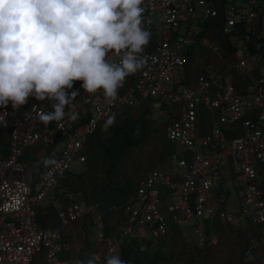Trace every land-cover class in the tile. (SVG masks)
<instances>
[{"label":"built area","instance_id":"2783aa9c","mask_svg":"<svg viewBox=\"0 0 264 264\" xmlns=\"http://www.w3.org/2000/svg\"><path fill=\"white\" fill-rule=\"evenodd\" d=\"M142 7L143 27L151 33L146 62L133 80L126 78L114 103L75 81L68 90H77L74 107H66L60 122L40 121L39 113L52 107L47 100L30 97L18 109L11 102L0 107V133L8 136L5 155L0 150V264H77L62 257L70 251L62 230L84 219L100 225L113 213L121 215L115 230L106 235L99 227L93 235L99 248L87 254L95 255L97 264L130 241H157L173 228L194 236L199 248L215 246L206 236L207 225L243 221L258 230V244L248 245L242 262L259 248V264H264V0H224L219 33L230 47V62L218 40L200 37L220 16L214 0H144ZM192 45H203L212 59L188 84ZM108 55L118 62L114 53ZM145 104L159 115L169 112L165 138L181 151L162 168L147 170L123 206L100 212L59 189L72 163L86 164V142L109 116ZM202 112L208 131L201 128ZM35 147L39 151L30 159L40 168L31 170L26 151ZM44 160L56 164L46 167ZM223 182L232 187H222ZM56 194L65 200L54 204L58 225L42 228L37 211Z\"/></svg>","mask_w":264,"mask_h":264},{"label":"clouds","instance_id":"9594fccd","mask_svg":"<svg viewBox=\"0 0 264 264\" xmlns=\"http://www.w3.org/2000/svg\"><path fill=\"white\" fill-rule=\"evenodd\" d=\"M144 0H0V107L18 109L34 97L49 101L39 113L47 125L72 109L75 81L108 104L126 78L141 70L151 33L143 27ZM114 53L118 62L109 57ZM71 118L76 119L73 113ZM109 116L102 126L114 124ZM55 165V160H44ZM77 264H97L95 255ZM104 264H127L109 253Z\"/></svg>","mask_w":264,"mask_h":264},{"label":"rangeland","instance_id":"374dc122","mask_svg":"<svg viewBox=\"0 0 264 264\" xmlns=\"http://www.w3.org/2000/svg\"><path fill=\"white\" fill-rule=\"evenodd\" d=\"M261 36L264 37V30L261 31ZM203 38L211 40V37L209 36ZM211 59L210 51L203 45H198L194 49L191 70L195 77L202 73V68L208 65L211 62ZM52 110L51 107L50 111ZM139 113L140 111H135V117H138ZM168 114L169 112H166L164 115H159L155 112L150 113L148 116V139L140 146L128 149L125 158L118 167V174L116 176H109L114 183H121L123 185L127 182L131 184L133 190L132 194L146 171L156 168V164H162V162H159L161 152L160 143H162L163 138L165 137L164 127L168 121ZM201 120V128L204 130L207 126L208 131L209 125L207 122V114L202 112ZM104 134L105 132L103 135ZM135 134H137V131H135ZM2 136L6 135L2 134ZM172 146L175 148V151H181L177 146ZM38 151L39 150L36 147L30 148L26 151V155L31 156ZM106 169L107 163L103 159L94 161H89L87 159L85 165L72 163L69 168L68 176L62 181L63 183H66V186H62L60 189H64L69 193L74 201L83 200L92 202V193L99 191L101 186H104L107 182L108 176L106 174ZM226 187L231 188L232 185L228 183ZM132 194L130 196H132ZM60 197V195L56 196L58 199ZM229 199H232V194ZM41 211L43 212V210ZM120 220L121 215L118 213L105 214L104 222L102 221L100 225L95 224L90 219H84L70 227L64 228L63 230H69L70 236L73 239L72 244L76 249L78 248V250H81L85 244L87 235L90 237L93 236L99 227H102L104 230L107 228V233L111 234ZM211 225L212 227L209 229L208 235L216 240L217 243L215 246L207 244L204 249L199 248L194 236L189 234L186 238L180 234L171 240H168L167 238L157 240L149 249L148 255L151 256L156 250L160 249L163 251V257H165L164 262L169 261L171 264H178V262L183 259V261L190 260L187 255L184 257L182 256V253H178L180 250H183L181 249L183 248L182 246H193V253H196L193 254V264H238L242 260H240V255L243 254L248 245L252 241L258 244V231H256V228V230L253 229L247 222L243 221L231 225L230 227H221L218 224L212 223ZM208 227L210 226L208 225ZM205 249L210 250V252H207V250L205 251ZM260 252L261 250L258 248L255 253V264H259L258 258L261 255ZM73 253H75V251ZM65 256L66 255L62 257L65 258Z\"/></svg>","mask_w":264,"mask_h":264},{"label":"trees","instance_id":"16d2710c","mask_svg":"<svg viewBox=\"0 0 264 264\" xmlns=\"http://www.w3.org/2000/svg\"><path fill=\"white\" fill-rule=\"evenodd\" d=\"M217 3V9L219 10L220 16L212 21L210 26L206 27L207 30L203 32L200 37L209 36L211 40H218L223 52L226 62L231 60V51L230 47L227 44L226 40L220 36L219 28L222 25L221 13L224 4V0H214ZM216 26V29H215ZM198 45H192L190 51L187 54V65H186V75L188 79V84H190L196 77L194 76L191 68L193 63V52ZM136 74L130 75L127 77V80H133ZM138 117H135L134 112L129 109H123L116 117L114 124L109 127L105 132L102 131V127L90 137L85 145L84 155H86V160L94 161L98 159H103L107 163L106 174L107 176H116L118 174V167L121 164L122 160L125 158L128 149L140 146L143 144L149 135L148 128V116L150 115L151 108L149 104L142 106ZM201 118V117H200ZM202 122V120L200 121ZM166 126V125H165ZM165 128V127H164ZM137 131V134H135ZM105 134L103 135V133ZM6 135V134H5ZM104 137V139H103ZM8 136H2L0 133V150L3 155H5L7 146H8ZM165 137L163 138L162 143H160V156L159 162H164L169 156L175 151V148L171 145ZM28 160V158H26ZM80 176V175H79ZM107 177V182L104 186H101L99 191L92 193V204L97 206V210L103 212L110 206H123L132 194L131 184H121L114 183L111 178ZM62 186H66V183H61L59 189ZM135 191V190H134ZM62 199V196L60 197ZM63 200V199H62ZM65 201V200H63ZM42 211H37L36 222H39L43 219L55 224L56 216L55 211L52 207H47L41 209ZM57 222V220H56ZM104 222V217H103ZM58 225V222H57ZM56 225V226H57ZM42 228H45L43 225H40ZM54 226V225H52ZM55 226V227H56ZM230 227V226H229ZM253 228V227H252ZM210 227H206L205 233L206 236H209ZM255 229V228H253ZM107 228L104 230L107 235ZM256 230V229H255ZM258 231V230H256ZM179 231L176 228L170 230V233L166 237L168 240H171L178 236ZM162 238L160 240L166 239ZM156 242L154 240H147L142 243L136 241H130L124 244L120 251L119 255L127 264H158V262H164L165 257H163L162 250H156L151 256L148 255V251ZM144 246V247H142ZM89 245L87 244L84 247V250L81 251L79 260L83 259V253L88 249ZM196 254V253H193Z\"/></svg>","mask_w":264,"mask_h":264},{"label":"crops","instance_id":"0c3cea01","mask_svg":"<svg viewBox=\"0 0 264 264\" xmlns=\"http://www.w3.org/2000/svg\"><path fill=\"white\" fill-rule=\"evenodd\" d=\"M233 134V133H232ZM232 134H228V135H230L231 137L233 136ZM227 135V138L228 139H230L231 137L230 136H228ZM26 157L28 158V163H29V165H30V168H31V170H35V169H39L40 168V165H39V163L36 161V162H34V160L33 159H30V158H32V157H30L29 155H26ZM168 159H166L164 162H162V164H160V165H158V164H156L155 165V167L156 168H162L163 167V164L167 161ZM227 183L226 182H223V185H222V187H224L225 185H226ZM57 195H59V194H56V195H54V197H53V199L51 200V202L50 203H48V204H46L45 206H43L42 208H40L39 209V211H41V209H44V208H47V207H52L53 209H54V204H55V201H57V199L58 198H56V196ZM59 197V196H58ZM56 199V200H55ZM63 199V198H62ZM62 199H58L59 201L60 200H62ZM39 211H38V213H39ZM39 224L40 225H43L45 228H53V227H55L56 225H57V222H56V220H55V224L54 223H51L50 224V222L49 221H47V220H45V219H43V220H41L40 222H39ZM52 225H54V226H52ZM179 231V230H178ZM181 233H180V231H179V234H178V236L180 235ZM62 235H63V238L69 243V245H70V251L68 252V253H66V254H64V255H66L65 256V259H69V260H79V256H80V253H81V251L82 250H84V247L88 244L89 245V247H88V249L83 253V259L84 258H86L87 257V254L89 253V251H92V250H95V249H97V248H99V244L96 242V240H95V238H94V236H89V235H87V239L85 240V244H84V246L81 248V250H78V248L76 249L75 247H74V245L72 244V237L70 236V233H69V230H62ZM182 236H184V235H182ZM184 237H188L187 235H185ZM211 237V236H210ZM155 241V240H154ZM183 248H181V249H183L182 251L180 250L178 253H182V256H188V258L190 259V260H187V261H180V262H178V264H193V246H182ZM207 250V252L209 251L210 252V250H208V249H205V251ZM71 251H75V253H73V252H71ZM261 253V252H260ZM63 255V256H64ZM242 254L240 255V260L242 259ZM64 258V257H63ZM255 259H256V256H254L249 262H247L248 264H255ZM179 261V260H178ZM242 261V260H241ZM241 261L238 263V264H242L241 263ZM236 262V261H235ZM237 263V262H236ZM247 263H243V264H247ZM158 264H171V262H169V261H165V262H162V261H160V262H158Z\"/></svg>","mask_w":264,"mask_h":264}]
</instances>
